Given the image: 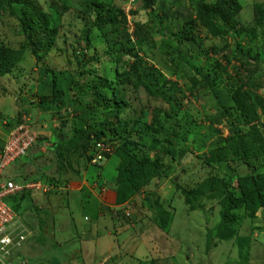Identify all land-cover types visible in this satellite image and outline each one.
Wrapping results in <instances>:
<instances>
[{"label": "rangeland", "instance_id": "rangeland-1", "mask_svg": "<svg viewBox=\"0 0 264 264\" xmlns=\"http://www.w3.org/2000/svg\"><path fill=\"white\" fill-rule=\"evenodd\" d=\"M33 1L43 10L50 7L55 11H62L60 7L65 8L61 12V27L56 41L41 61L52 70L56 88L61 91V96L58 107L38 100L36 96L38 65L35 64L25 40L19 34L16 20L0 16V44L11 48L23 47L19 61L8 73L0 76V118L11 120L10 125L0 123V140L2 134L11 129V125L21 112L25 113L40 131L36 145L31 148L30 153L28 152V160L18 168L16 162L7 166V174L18 181L36 178L41 183L52 186L43 193L35 190L25 192L22 199L17 201L19 219L27 228L29 236L16 250L17 253L12 260L26 258L27 264H74L72 261L76 259L85 263L83 253L88 251V248L82 250L81 255V249L76 246L77 236L96 221L109 232L116 226L118 236L114 235V244L125 251L124 253L132 251L135 255L127 264H264V208L259 207L251 216L242 208L234 209L232 212L236 216L233 225L235 236L228 240L215 237L216 232L213 228L219 221L222 197L208 198L206 194L210 186L209 178L222 177L223 170L227 167L224 165L218 168L201 157L206 146L216 136V133L209 136L207 130L206 116H214L213 103L207 90L189 88L188 81L189 67L197 63L192 57L194 55H199L198 62L202 58H207L208 61L218 58L230 78L234 73V67L238 66L237 58L240 55V50L235 44L246 46V37L237 39L230 35L210 37L203 28L197 27L194 29L195 40L183 41L178 48L183 63L174 69L173 64L161 60L163 44H166L167 39L158 34L157 29L163 27L167 20L157 24L155 16L142 10L137 0L129 4L127 11L125 2L112 0V4L121 8L125 14L127 23L124 28L128 39L131 42L134 38L140 39L143 48L148 49L147 55L142 56V65L148 64L158 70L157 78L175 82L178 88L175 94L177 97L171 104L179 112H185L190 127L187 139L180 145L172 147L171 157L158 153L162 168L167 167L166 175L151 179L141 192L137 193L138 198L129 201L124 208L114 209L109 206L112 202L103 199L104 191L99 189L103 186L108 195L113 192L112 180L116 162L113 154L100 162V177L95 178L96 180L95 168L87 164L83 155L78 157L76 154H70L68 159L64 156L61 163L54 158L56 143L72 126L71 116L61 117L59 114L66 107L75 113L88 105L89 97L79 91V87L88 86L91 80L92 74L85 72L86 69L98 73L105 69L109 74L112 73V65L103 53L106 43L101 34L93 28L90 33V47L84 49L83 57L77 61L74 55L84 46L83 40L79 37L80 30L89 20L87 0ZM159 1L172 5L170 8L177 11V16L171 19L172 24L176 18L180 20L188 16L193 18L191 0ZM258 2L264 0H239L241 5L239 20L242 24L250 22L252 6ZM128 10L133 13H128ZM134 24L139 25L137 36L131 33ZM256 41L259 75L255 91L264 99V44L260 45V35ZM209 46H216L221 51L212 54L208 50ZM224 52L230 58L227 64L219 56ZM138 55H141V52ZM21 59L23 61H20ZM121 97L128 106L117 118L127 119L129 123L138 117L140 123L149 122L148 108L156 106L168 110L170 106L172 107L164 98L149 96L141 87L134 89L129 84L123 88ZM69 98H73V101L67 104ZM97 109L101 110V105L97 106ZM103 111L100 119H110L108 116L112 109L109 112ZM263 118L262 114L261 120ZM196 126H200L198 130ZM212 128H217L223 135L227 134L219 125H212ZM130 138L136 139V135L132 134ZM193 138L197 141L204 139V145L197 147ZM105 146H108V143ZM153 146L155 151L159 150L158 143H153ZM155 151L152 149L150 156H153ZM260 162L259 158L247 159L244 163L233 162L235 175L231 179L230 188L234 195L239 193L235 187V177L247 175L254 168H259ZM77 187L80 189L73 191ZM86 188L91 193L98 194V200L96 198H94L96 201L93 200V196ZM80 191L82 194L85 192L89 194V201L86 202L88 206L84 208L78 202L77 194ZM154 194L157 195L158 203L170 213V223L165 230L159 229L151 219L148 203L155 197ZM102 201L106 203L105 206L102 205ZM98 208L102 213L106 212L107 220L103 219V214L97 215ZM124 210L127 211V215L123 214ZM152 226L154 229L150 231L149 239L133 240L140 229ZM99 229L101 230V227ZM110 248L105 247L109 252L104 251L101 259H112L114 264H120L117 252Z\"/></svg>", "mask_w": 264, "mask_h": 264}, {"label": "trees", "instance_id": "trees-1", "mask_svg": "<svg viewBox=\"0 0 264 264\" xmlns=\"http://www.w3.org/2000/svg\"><path fill=\"white\" fill-rule=\"evenodd\" d=\"M121 1L126 3L128 0ZM137 1L142 10L155 16L157 24L167 20L157 32L167 39L166 44H163L161 60L173 64L174 69L183 63L178 48L183 41L195 40L194 29L197 27L203 28L210 37H246V46L235 44L240 55L237 58L238 66L234 67L230 78L218 58L211 61L202 58L198 62L199 55H194L192 57L197 63L189 67L188 80L189 88L207 90L213 103L214 116H206V119L208 135L216 133V136L206 146L201 157L218 168L224 165L227 168L223 170L222 177L209 178L210 186L206 195L208 198L222 197L219 221L213 229L216 238L231 239L235 236L234 209L242 208L251 216L259 207L264 208V118L261 120V115H264V99L255 91L259 75L256 51L259 35L260 45L264 44V2L254 3L250 22L242 24L239 20V0H191L193 18H176L172 24L171 19L177 14L176 10L170 8L172 5L159 0ZM87 3L89 20L79 35L84 46L74 57L77 61L83 57L84 49L90 47V33L95 28L106 43L103 53L112 65L113 74L105 69L100 73L86 69L85 72L92 74L91 80L88 86L79 87V91L89 97L88 105L75 113L66 107L59 114L61 117L71 116L72 126L56 143L54 158L61 163L64 156L68 159L70 154L78 157L83 155L87 164L95 168L94 179H98L101 164H90L89 161L96 151L95 143H108L112 148L111 153L101 152L100 155L106 159L113 154L116 160L112 182L113 204L118 205L142 190L151 179L166 175L167 167L162 168L158 153L171 157L172 147L180 145L190 133L189 119L185 112H179L171 104L177 97L175 82L157 78L158 70L148 64L142 65V56L147 55L148 49L143 48L140 39L134 38L133 42L128 39L124 28L127 19L122 9L113 5L112 0H87ZM60 9L65 10L63 6ZM62 11L50 7L43 10L33 0H0V16L16 20L19 34L38 65V100L54 107H58L61 91L56 88L52 70L41 61L56 41ZM128 13L132 14L133 11L128 10ZM138 26L134 24L132 35L137 36ZM22 48L0 44V76L8 73L19 61ZM208 50L212 54L221 51L216 46H209ZM139 52L141 55H138ZM219 56L226 64L230 62L227 53ZM128 84L134 89L141 87L149 96L164 98L172 107L168 110L156 106L148 108L150 121L147 123H140L139 117L131 123L127 119L117 118L128 106L121 97L123 88ZM72 101L73 98H69L67 104ZM100 105L102 109L98 110L97 106ZM111 109L112 113L108 116L110 119H100L103 110L109 112ZM212 125L223 127L227 134L223 135ZM196 127L198 130L200 126ZM132 134L136 135V139L130 138ZM194 142L199 147L204 145L205 140L194 139ZM153 143H158V151L154 150ZM152 149L155 152L150 156ZM255 158L261 160L259 168H254L247 175L235 177V187L239 193L234 195L230 188L231 179L235 175L233 162L244 163L247 159ZM23 194L8 198L16 212L17 201L22 199ZM148 204L152 221L159 229L165 230L170 223V213L158 203L157 196L151 198ZM189 209L192 210V207L189 206Z\"/></svg>", "mask_w": 264, "mask_h": 264}, {"label": "built area", "instance_id": "built-area-1", "mask_svg": "<svg viewBox=\"0 0 264 264\" xmlns=\"http://www.w3.org/2000/svg\"><path fill=\"white\" fill-rule=\"evenodd\" d=\"M132 1L126 2V11ZM0 123L10 125L11 120L0 118ZM11 126V129L2 134L0 140V264H27L26 258L12 260L14 254L17 253L16 250L26 241L29 232L19 219L18 212L9 203L8 198H14L20 193L32 190L43 193L52 186L43 184L37 179L18 181L7 174V166L18 161L24 162L29 150L36 145L40 137L36 125L29 120L25 113L21 112V115ZM105 145L94 144L96 151L89 161L90 164H99L103 160L101 152L111 153V146ZM99 189L105 191L103 186ZM123 214L127 215V211L124 210ZM96 264H114V261L103 258Z\"/></svg>", "mask_w": 264, "mask_h": 264}, {"label": "crops", "instance_id": "crops-1", "mask_svg": "<svg viewBox=\"0 0 264 264\" xmlns=\"http://www.w3.org/2000/svg\"><path fill=\"white\" fill-rule=\"evenodd\" d=\"M20 61H23V59H21ZM38 133L40 134L39 130H38ZM31 150L32 149L29 150V153H30ZM26 160H28V159L26 158L25 161ZM22 163H24V162H22V161L16 162V168H18V166L21 165ZM155 179H157V178H155ZM77 189H80V187L79 188L77 187V188L73 189V191H78ZM86 191L91 193V191L87 190V188H86ZM106 191L107 190H105L104 193H103L104 194L103 195V199L106 200V202L107 201L108 202H112V204H110L109 206H110V208H114V209L124 208V205L127 204L129 201L131 202L133 199L138 198L137 197L138 195L136 193L135 195H133L126 202H124L122 204L114 205L113 204V192H111V195H108ZM140 192H141V190L138 193H140ZM91 195L93 196V198H92L93 200H95L94 198H96L98 200V198H97L98 194L96 195L94 193H91ZM154 195L157 196L156 194H154ZM77 197H78V202L80 203L81 207L84 208L85 206H88V203H86V202L89 201V198H88L89 194H87L86 192L84 194H82V192L80 191L77 194ZM102 205L105 206L106 203L103 202ZM135 208H136V206H135ZM98 209H99V211L97 212V215H99V214L102 215L103 214V219L106 218L107 217L106 212L104 211L105 213H102L100 211V208H98ZM107 219L108 218H106V220ZM70 220H71V218H70ZM153 226L152 227H147V228H145L143 230L140 229L139 233L136 232V235H135L133 240H136V239H142V240L149 239V236H150V233H151L150 231L152 230V228L154 229ZM99 227H101V230L99 229ZM115 227L116 226L113 227V231L112 232H109V231H107V229L103 228V225H100L98 222L95 221L92 225L90 224V226L85 231H81L82 233L79 236H77L78 241L76 242V246H78L81 249V255H82V250L88 248V251H84V253H83L85 258H86L85 259L86 262L85 263L81 262V261L78 262L76 259H73L72 262L74 264H96L97 262H99L101 260L102 254L105 253L104 251L107 250V249H105V247L106 246H110L111 247L110 249H113V250H115V252H117L116 256H117V259H119V263L121 264V263L127 261L125 263V264H127L132 257H135V255H133L132 251H128V252L124 253L125 251H122L121 248H119L117 244H114V241H115L114 235L118 236V233H117V230H116ZM122 238H124V237L122 236ZM111 252L113 253V251H111ZM114 258L116 259V257H114Z\"/></svg>", "mask_w": 264, "mask_h": 264}, {"label": "water", "instance_id": "water-1", "mask_svg": "<svg viewBox=\"0 0 264 264\" xmlns=\"http://www.w3.org/2000/svg\"><path fill=\"white\" fill-rule=\"evenodd\" d=\"M259 112V111H258Z\"/></svg>", "mask_w": 264, "mask_h": 264}]
</instances>
